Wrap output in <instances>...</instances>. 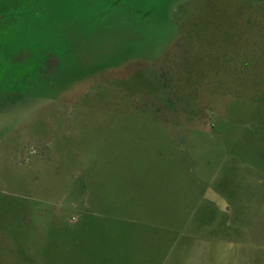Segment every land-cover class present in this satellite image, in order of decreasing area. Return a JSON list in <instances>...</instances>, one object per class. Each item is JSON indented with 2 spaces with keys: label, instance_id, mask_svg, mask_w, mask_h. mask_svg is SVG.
Wrapping results in <instances>:
<instances>
[{
  "label": "rangeland",
  "instance_id": "1",
  "mask_svg": "<svg viewBox=\"0 0 264 264\" xmlns=\"http://www.w3.org/2000/svg\"><path fill=\"white\" fill-rule=\"evenodd\" d=\"M0 264H264V0H0Z\"/></svg>",
  "mask_w": 264,
  "mask_h": 264
}]
</instances>
